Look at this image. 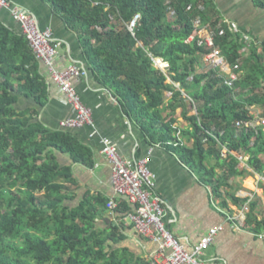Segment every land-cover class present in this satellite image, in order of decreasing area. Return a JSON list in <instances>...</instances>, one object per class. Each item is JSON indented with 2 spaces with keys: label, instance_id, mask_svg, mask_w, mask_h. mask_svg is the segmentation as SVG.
Returning <instances> with one entry per match:
<instances>
[{
  "label": "trees",
  "instance_id": "obj_1",
  "mask_svg": "<svg viewBox=\"0 0 264 264\" xmlns=\"http://www.w3.org/2000/svg\"><path fill=\"white\" fill-rule=\"evenodd\" d=\"M43 1L78 36L89 69L150 144L172 150L216 195L241 174L234 156L222 163V146L249 155L248 166L264 173L263 129L237 127L254 119L250 108L264 110V40L239 27L251 37L244 42L214 15L219 12L213 0ZM253 2L264 10V0ZM137 16L142 19L132 36L127 25ZM198 18L213 31V47L240 74L234 90L214 69H204L203 58L213 48L197 35L187 43ZM159 60L168 65L167 74L155 68ZM164 93L172 95L166 108ZM20 96L43 106L47 86L27 39L0 22V264H135L128 251L116 247L121 229L99 226L109 201L86 195L78 206L68 204L75 182L54 151L75 164L85 163L88 151L67 133L35 123V111L18 113ZM177 108L189 122L187 131L164 118L165 110L174 114ZM178 135L193 141V147L183 145ZM247 222L264 228L252 214Z\"/></svg>",
  "mask_w": 264,
  "mask_h": 264
},
{
  "label": "crops",
  "instance_id": "obj_2",
  "mask_svg": "<svg viewBox=\"0 0 264 264\" xmlns=\"http://www.w3.org/2000/svg\"><path fill=\"white\" fill-rule=\"evenodd\" d=\"M9 1L34 15L41 30L50 29L53 32L54 39L60 44L55 61L56 70L64 71L75 65L84 72V76L73 80L72 84L82 104L91 112V126L71 131L59 128L60 122L75 117V111L63 93L49 81L47 68L40 62L38 74L47 86L44 105L39 106L33 99L20 96L15 106L18 113L35 111V123L48 131L67 133L88 151V160L81 164H75L69 156L54 151L58 165L70 168L75 182L74 200L70 206H78L86 195L114 200L117 205L115 211L107 208L108 211L98 221L99 226L105 228L113 225L120 228L121 244L116 247L128 251L135 264H153L159 245L137 231L127 218L134 207L114 195L110 167L101 155L102 141L107 139L116 146L122 159L148 160L149 168L156 177L155 195L165 201V225L182 243L192 249L211 229L222 226L223 231L204 253L205 260L212 264H264V240L260 238L264 228L255 229L247 222L250 214L256 216L259 222L264 221V173H257L248 166L250 156L242 154L246 162L238 161L241 174L226 182L220 194L216 195L172 150L161 144L149 143L140 127L124 114L114 93L95 78L85 60L80 39L66 28L50 5L43 0ZM213 1L219 12L214 13L216 17L249 31L260 41L264 40V10L256 8L253 0ZM0 22L17 35L23 36L20 25L13 21L10 12L0 11ZM204 30L202 35H205ZM159 62L164 66L163 73L167 74L168 65ZM168 84L173 85L170 80ZM173 86L178 90L180 88L179 85ZM181 93L183 98H187ZM163 97L166 108L172 95L164 93ZM256 108L264 112L263 108ZM187 115L194 116L195 112ZM164 118L174 119L175 127L182 131L190 128L189 122L183 117L182 108H177L174 114L165 110ZM259 128L264 131V125ZM178 136L183 145L193 147V141ZM221 159L224 163L229 158L222 155ZM212 164L216 165V162ZM216 172L219 177L224 176L222 169ZM245 208L249 210L244 213V220L241 216ZM158 262L161 264V261Z\"/></svg>",
  "mask_w": 264,
  "mask_h": 264
},
{
  "label": "built area",
  "instance_id": "obj_3",
  "mask_svg": "<svg viewBox=\"0 0 264 264\" xmlns=\"http://www.w3.org/2000/svg\"><path fill=\"white\" fill-rule=\"evenodd\" d=\"M201 8L204 10L203 6ZM3 10L10 12L13 21L20 25L23 36L29 42L36 61L47 68L49 81L63 93L67 103L75 111V117L60 122L59 128L71 131L91 126V112L82 104L72 84L73 80L83 77L84 72L75 65L69 66L64 71L56 70L55 61L58 58L60 44L54 39L53 32L50 29L41 30L34 15L14 5L9 0H0V11ZM141 19V16H137L130 25H127V30L132 36H134ZM225 22L230 31L240 34L244 42L251 41V37L241 33L236 24ZM193 26L194 33L187 43L191 42L197 35L206 46L212 47L213 50L203 58L204 69H214L223 79V84L234 90L236 83L240 80V74L233 70L221 51L213 47V31L205 29L200 18L194 20ZM203 29L206 31L205 35H202ZM154 64L158 70L164 72V66L159 61H154ZM257 109L256 107L250 108L249 111L254 119L247 122H237V127L255 131L263 126V113H257ZM221 150L224 158L234 156L238 161L244 162L246 160L242 154H235L226 146H222ZM101 155L110 167L115 197L125 199L134 207V210L127 215L128 220L143 237L159 245L153 264H159L158 261H161V264H212L205 260L203 255L213 245L217 235L223 231L222 226L211 229L208 234L201 238L199 243L190 249L177 239L165 225V201L155 195L156 177L149 168L148 160L132 161L122 159L116 150V146L107 139L102 141ZM107 206L112 211H115L117 207L114 200L109 201ZM248 210V208L244 209L242 219H246L244 213ZM260 238L264 240V232L260 235Z\"/></svg>",
  "mask_w": 264,
  "mask_h": 264
},
{
  "label": "rangeland",
  "instance_id": "obj_4",
  "mask_svg": "<svg viewBox=\"0 0 264 264\" xmlns=\"http://www.w3.org/2000/svg\"><path fill=\"white\" fill-rule=\"evenodd\" d=\"M212 31V30H211ZM255 112V111H254ZM257 113H261L262 111L260 110V109H257V111H256ZM69 205H71V203L69 202L68 203Z\"/></svg>",
  "mask_w": 264,
  "mask_h": 264
}]
</instances>
